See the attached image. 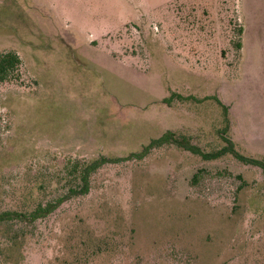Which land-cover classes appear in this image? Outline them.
I'll return each instance as SVG.
<instances>
[{
    "label": "rangeland",
    "instance_id": "obj_1",
    "mask_svg": "<svg viewBox=\"0 0 264 264\" xmlns=\"http://www.w3.org/2000/svg\"><path fill=\"white\" fill-rule=\"evenodd\" d=\"M11 50L22 70L0 84V211L62 194L69 162H118L49 218L2 228L0 264H264L260 168L174 146L126 160L168 131L225 146L222 108L165 103L177 93L219 99L236 150L264 161V0H0Z\"/></svg>",
    "mask_w": 264,
    "mask_h": 264
},
{
    "label": "trees",
    "instance_id": "obj_2",
    "mask_svg": "<svg viewBox=\"0 0 264 264\" xmlns=\"http://www.w3.org/2000/svg\"><path fill=\"white\" fill-rule=\"evenodd\" d=\"M240 35L242 36V30L240 29ZM237 47L241 49L242 44L237 43ZM22 70V59L19 54L15 51H7L0 54V84H10L14 83L20 79ZM215 101L223 110L225 122L227 123L226 128L221 130V138L223 139L225 146L220 150L205 152L198 146L194 145L190 138L185 135H177L175 132L168 131L164 133L159 138L153 139L147 146L143 149L134 153L128 159L141 160L149 156L152 151L160 149L165 146H174L179 149L188 151L193 155L201 156L205 160H218L227 155L235 157L238 161L246 164L258 167L262 170L264 174V161L255 158H245L236 150L235 142L228 136L227 126L229 124V109L217 98L215 97H205L203 99L196 98L195 96L185 97L183 95L173 93L169 98L164 101L166 104L171 105L174 102H185L193 101L195 103H204L206 101ZM118 162V160H113L110 158L102 157L100 159L94 160L90 163H81L79 161H72L66 164L61 174L65 178L66 185L63 186L64 191L61 192L59 196L53 197V194L43 200L39 199L35 204L34 208L30 211H19L13 209H5L0 211V230L5 227L13 228V226H19L23 228L24 226H33L35 223L45 220L53 215L62 205L68 201L83 197L88 195L91 190L92 177L104 166ZM49 172V170H48ZM200 172V171H199ZM198 172V173H199ZM45 177L49 178L50 183L55 182L54 174L50 173ZM202 173L196 174L194 176V182H198L200 175ZM47 187H43L42 190L47 192ZM8 231V230H7Z\"/></svg>",
    "mask_w": 264,
    "mask_h": 264
}]
</instances>
